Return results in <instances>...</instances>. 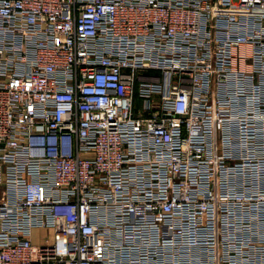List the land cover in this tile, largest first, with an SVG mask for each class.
<instances>
[{"label":"built area","instance_id":"2783aa9c","mask_svg":"<svg viewBox=\"0 0 264 264\" xmlns=\"http://www.w3.org/2000/svg\"><path fill=\"white\" fill-rule=\"evenodd\" d=\"M0 264H264V0H0Z\"/></svg>","mask_w":264,"mask_h":264},{"label":"rangeland","instance_id":"374dc122","mask_svg":"<svg viewBox=\"0 0 264 264\" xmlns=\"http://www.w3.org/2000/svg\"><path fill=\"white\" fill-rule=\"evenodd\" d=\"M141 106V103L139 101L138 98H135V101H134V110H138ZM51 238L50 234L48 231L46 230H42V231H33L32 233V242L33 244H42L44 243V240L45 239H49Z\"/></svg>","mask_w":264,"mask_h":264}]
</instances>
